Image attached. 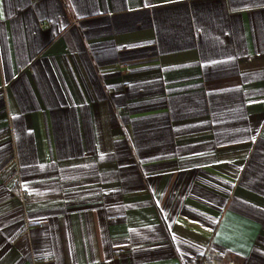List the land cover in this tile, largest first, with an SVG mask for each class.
<instances>
[{"label": "crops", "instance_id": "0c3cea01", "mask_svg": "<svg viewBox=\"0 0 264 264\" xmlns=\"http://www.w3.org/2000/svg\"><path fill=\"white\" fill-rule=\"evenodd\" d=\"M0 264H264V0H0Z\"/></svg>", "mask_w": 264, "mask_h": 264}, {"label": "built area", "instance_id": "2783aa9c", "mask_svg": "<svg viewBox=\"0 0 264 264\" xmlns=\"http://www.w3.org/2000/svg\"><path fill=\"white\" fill-rule=\"evenodd\" d=\"M40 26H42V27H43V26L46 27V25H44L43 23H40ZM230 263H231V262H230Z\"/></svg>", "mask_w": 264, "mask_h": 264}]
</instances>
